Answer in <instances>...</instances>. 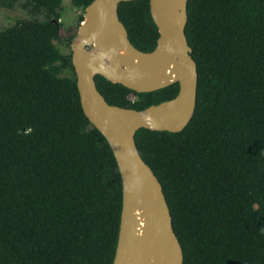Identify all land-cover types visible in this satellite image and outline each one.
I'll return each mask as SVG.
<instances>
[{"label": "trees", "instance_id": "16d2710c", "mask_svg": "<svg viewBox=\"0 0 264 264\" xmlns=\"http://www.w3.org/2000/svg\"><path fill=\"white\" fill-rule=\"evenodd\" d=\"M24 1L33 17L0 27V264H112L121 178L80 106L77 28L63 53V0ZM93 1L70 0L82 13ZM187 14L193 117L178 133L138 130L136 147L162 186L183 264H264V0H188ZM118 18L136 49H155L149 0L119 4ZM95 82L109 105L136 111L179 90Z\"/></svg>", "mask_w": 264, "mask_h": 264}, {"label": "water", "instance_id": "95a60500", "mask_svg": "<svg viewBox=\"0 0 264 264\" xmlns=\"http://www.w3.org/2000/svg\"><path fill=\"white\" fill-rule=\"evenodd\" d=\"M131 1L94 0L85 9L70 44L76 86L85 117L108 143L120 173L122 209L112 264H183L162 186L141 158L135 134L140 129L178 133L193 117L197 66L185 36L188 0H149L159 35L151 52L130 43L118 18L119 4ZM96 76L136 93L174 84L179 90L171 100L136 111L109 105L97 89Z\"/></svg>", "mask_w": 264, "mask_h": 264}, {"label": "rangeland", "instance_id": "374dc122", "mask_svg": "<svg viewBox=\"0 0 264 264\" xmlns=\"http://www.w3.org/2000/svg\"><path fill=\"white\" fill-rule=\"evenodd\" d=\"M25 1L20 0L17 5L12 9H6L0 7V27L6 28L9 27L17 20H30L33 17V14L30 11V8L24 7ZM64 11L61 17L60 22L62 23L61 37L60 41L55 42L57 47L63 52L68 53L69 49L66 47L62 40L65 38V30L78 29L81 16H84V13L78 11L71 6L70 0H63ZM39 20L42 19V16H37ZM71 50V49H70Z\"/></svg>", "mask_w": 264, "mask_h": 264}, {"label": "bare ground", "instance_id": "6f19581e", "mask_svg": "<svg viewBox=\"0 0 264 264\" xmlns=\"http://www.w3.org/2000/svg\"><path fill=\"white\" fill-rule=\"evenodd\" d=\"M105 35L104 32H102V36ZM78 47H81V44L77 43ZM123 55L129 59V60H133V55L131 53H128L126 51L123 52ZM137 232V231H136Z\"/></svg>", "mask_w": 264, "mask_h": 264}]
</instances>
